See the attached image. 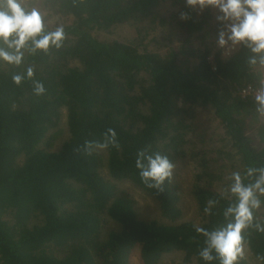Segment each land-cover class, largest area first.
<instances>
[{
  "label": "trees",
  "instance_id": "16d2710c",
  "mask_svg": "<svg viewBox=\"0 0 264 264\" xmlns=\"http://www.w3.org/2000/svg\"><path fill=\"white\" fill-rule=\"evenodd\" d=\"M26 3L50 29L62 23L66 39L25 50L20 65L0 62V264H159L172 255L220 264L214 250L211 261L200 255L205 232L228 222L232 173L250 183L246 170L264 166V115L242 94L262 86L264 52L242 41L223 56L217 43L231 22L187 0ZM122 25L130 36L109 37ZM28 67L43 94L32 80L13 82ZM156 153L174 165L158 186L137 166ZM189 160L187 217L176 179ZM132 187L155 201L156 215L143 216ZM257 195L238 264H264Z\"/></svg>",
  "mask_w": 264,
  "mask_h": 264
},
{
  "label": "clouds",
  "instance_id": "9594fccd",
  "mask_svg": "<svg viewBox=\"0 0 264 264\" xmlns=\"http://www.w3.org/2000/svg\"><path fill=\"white\" fill-rule=\"evenodd\" d=\"M187 3L202 9L217 7L223 13L219 19L231 22L227 25L228 31L220 33L218 42L221 46L229 40L233 44L243 41L248 43L252 52H264V0H187ZM47 24L45 14L37 7L30 8L26 0H0V62L20 65L25 50L35 54L62 47L66 39L64 25L57 23L54 29H50ZM252 62L255 63V59ZM261 63L264 64V56ZM34 75V69L28 67L23 76L17 74L12 79L17 85H21L25 78L32 80L34 93L41 95L45 86L35 80ZM255 99L259 105L257 111L264 115V82ZM137 166L142 168L140 175L145 182L154 181L156 186L171 177L174 167L168 157L159 153L148 156L147 164L138 161ZM244 175L251 178L250 183L243 181L240 172L232 173L229 191L235 202L225 210L228 222L217 230L205 232L207 247L200 252L205 261L214 259L213 250L220 264H238L244 256L243 231L253 222V210L260 207L257 193L264 195V166L249 167ZM197 231L204 230L198 228Z\"/></svg>",
  "mask_w": 264,
  "mask_h": 264
},
{
  "label": "rangeland",
  "instance_id": "374dc122",
  "mask_svg": "<svg viewBox=\"0 0 264 264\" xmlns=\"http://www.w3.org/2000/svg\"><path fill=\"white\" fill-rule=\"evenodd\" d=\"M112 32L114 33L109 35V37H113V38L115 37L124 38V37L130 36V33L132 34V30L127 25H122L116 30L114 29ZM106 38H107V35L105 36V39ZM195 169H196L195 163L190 162V160L186 162L184 161L177 167L178 174L176 173L177 174L176 180L179 179L178 180L179 183L183 186V202L182 203L184 207L186 208L185 212L187 214V217H189L192 214V210H193L192 208L193 201L188 193V190L193 182L192 180H193V176L195 173ZM133 189L135 191L133 192V194L138 199L137 201L140 202L139 206H140V210L143 216L146 218H149L153 215H156L158 212V208H157L155 201L150 196H147L144 193H142L141 190H137L135 188ZM132 260L134 264H140L138 261V257L134 256ZM173 261H174V264H177L180 262L179 258L177 257L173 258V255H172V256H167L165 259H163V262L159 264H173ZM250 264H260V263L250 258Z\"/></svg>",
  "mask_w": 264,
  "mask_h": 264
},
{
  "label": "built area",
  "instance_id": "2783aa9c",
  "mask_svg": "<svg viewBox=\"0 0 264 264\" xmlns=\"http://www.w3.org/2000/svg\"><path fill=\"white\" fill-rule=\"evenodd\" d=\"M239 43L237 44H233L230 40L227 42L226 45L224 46H221L218 42L217 46L222 50V54L223 56H228V55H231V53H233L237 46H238ZM262 87V86H261ZM261 87H255V86H248V87H245L243 90H242V94L244 96H256L257 92L261 89Z\"/></svg>",
  "mask_w": 264,
  "mask_h": 264
}]
</instances>
